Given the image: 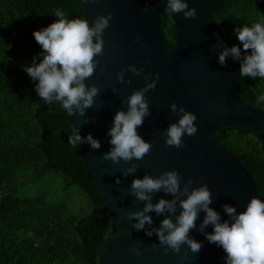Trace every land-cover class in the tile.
<instances>
[{"label": "water", "instance_id": "95a60500", "mask_svg": "<svg viewBox=\"0 0 264 264\" xmlns=\"http://www.w3.org/2000/svg\"><path fill=\"white\" fill-rule=\"evenodd\" d=\"M81 1L89 24L99 15L112 13L102 34V53L94 57L97 66L85 79L86 86L98 88L93 104L82 116L75 113L68 116L72 130L77 128L81 137L91 133L100 142L95 150L86 142L80 144L86 153V174L110 212V229L97 251L98 264H224L223 250L197 231L203 211L198 213L196 226L188 233L190 238L202 242L196 252L186 244H181L179 252L165 251L167 246L159 245L155 232L150 237L145 234V229L159 227L165 216L175 222L181 210L178 201L174 213H145L151 216L152 223H145L140 230L132 227L135 219L129 220L127 214L142 210L147 202L130 194L131 181L145 174L158 177L169 170L178 172L181 187L189 178L199 181L190 185L189 190L207 184L212 195L209 207L218 211L222 220L227 219L221 207L225 203L242 211L251 197L264 200L253 176L217 136L224 127L264 134V110L241 98L239 61L227 56L223 65L218 63V53L225 46L214 32L213 16L230 0H188V6L195 7L196 16L185 19L182 12L172 15L176 37L172 46L165 42L160 18L166 0H148V4L141 0ZM128 65L143 71L133 75L126 70ZM122 68L124 80L118 81L117 73ZM145 73L159 74L155 87L145 92L150 115L137 128L151 148L138 160L118 163L104 160L102 154L111 147L106 133L113 116L117 110L127 109L122 101L144 86ZM172 102L196 115L197 131L182 137L181 148L166 145L162 135L169 123L178 119L169 108ZM133 163L137 165L136 171L123 175ZM150 195L153 204L161 198L172 199L171 194L163 191ZM211 230V225L204 229ZM133 248H139L140 254L133 252Z\"/></svg>", "mask_w": 264, "mask_h": 264}, {"label": "trees", "instance_id": "16d2710c", "mask_svg": "<svg viewBox=\"0 0 264 264\" xmlns=\"http://www.w3.org/2000/svg\"><path fill=\"white\" fill-rule=\"evenodd\" d=\"M57 8L68 19L84 18L81 0H0V264H98L110 229L107 204L86 174V153L68 143V115L58 102L45 104L23 71L41 52L32 32L56 20ZM160 18L172 46L173 17L163 10ZM261 21L264 0H230L213 16L214 32L224 46H240L233 29ZM262 93L264 79L241 78L244 102L264 110V100L257 102ZM217 136L264 197V134L224 127ZM48 177L61 181L64 198L38 189ZM75 196L81 206L76 214L69 204Z\"/></svg>", "mask_w": 264, "mask_h": 264}, {"label": "clouds", "instance_id": "9594fccd", "mask_svg": "<svg viewBox=\"0 0 264 264\" xmlns=\"http://www.w3.org/2000/svg\"><path fill=\"white\" fill-rule=\"evenodd\" d=\"M90 2L94 3L95 0ZM163 10L170 16L182 12L185 19L196 16V9L188 6V0H166ZM52 15L57 19L32 32L41 52L33 56L30 64L23 66V71L35 81V93L45 104L58 102L69 117L74 113L82 116L85 109L93 104V98L98 92L97 86H86L85 79L97 66L98 60L94 57L102 53V34L112 13L97 16L91 24L83 17L68 19L66 13L59 8ZM233 31L240 46H225L218 53V63L223 65L225 58L231 56L233 60L239 61L241 77L264 79V21L254 22L250 26H237ZM136 40H140L139 35ZM37 57H41L38 63ZM126 70L133 75H139L143 71L135 65H128ZM124 71L122 68L117 73L118 81L124 80ZM158 77V73H145L144 86L134 90L122 101L127 104V109L117 110L113 116L112 126L106 133L111 147L102 154L104 160L110 159L113 163L138 160L149 152L151 143L142 138L137 128L150 115L145 92L155 87ZM262 100L264 93L257 97V102ZM169 108L178 119L163 130L164 142L168 146L181 148L184 143L182 137L194 135L197 131L194 123L196 115L175 102ZM82 142H86L94 150L100 147L99 140L93 138L91 133L81 137L78 129L73 127L68 143L76 147ZM136 168L137 165L133 163L124 170L123 175L135 172ZM193 183L199 181L189 178L181 187L176 170L162 172L158 177L145 174L142 178H134L129 185L130 194L137 200L147 202L142 210L127 214L129 220L135 219L132 227L140 230L145 223L151 224V216L145 214L149 211L156 214L174 213L178 201L181 210L175 216V222L165 216L159 227L145 229V234L149 237L155 232L159 245L167 246L165 251L171 249L179 252L181 244H186L193 252L200 249L202 242L190 238L188 233L196 226L198 213L203 211L204 216L197 231L203 233L209 243H215L223 250L224 264H264V200L253 196L242 211L225 203L221 207L227 219L222 220L220 213L209 207L212 195L207 184H199L189 190ZM155 191L171 194L172 199L161 198L153 204L150 193ZM181 196L186 198L180 199ZM208 225L212 227L211 232L204 231ZM132 251L140 254L139 248H133Z\"/></svg>", "mask_w": 264, "mask_h": 264}, {"label": "rangeland", "instance_id": "374dc122", "mask_svg": "<svg viewBox=\"0 0 264 264\" xmlns=\"http://www.w3.org/2000/svg\"><path fill=\"white\" fill-rule=\"evenodd\" d=\"M24 188L25 190H27L28 185H25ZM38 189H43L44 192L48 193L49 196L54 199L64 198L65 196L64 192L62 191L61 181L57 178L48 177L45 184L43 186H40ZM81 199L82 197L80 198V200ZM69 204H71L70 208L72 209V212L74 214H76V212L81 208L78 202V198H76V196L73 198H69Z\"/></svg>", "mask_w": 264, "mask_h": 264}]
</instances>
